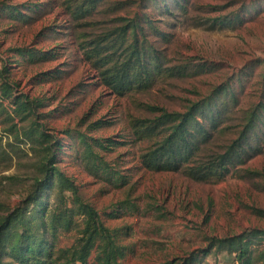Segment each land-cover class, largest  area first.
<instances>
[{
    "label": "rangeland",
    "instance_id": "rangeland-1",
    "mask_svg": "<svg viewBox=\"0 0 264 264\" xmlns=\"http://www.w3.org/2000/svg\"><path fill=\"white\" fill-rule=\"evenodd\" d=\"M88 1L0 0V219L44 177L49 144L31 138L43 127L62 142L57 169L127 247L122 264H240L233 250L245 247L246 264H264V114L254 130L261 152L220 181L152 169L143 159L150 139L133 126L156 115L148 105L185 112L214 96L233 113L213 147L236 139L243 109L264 105V0ZM133 22L159 65L152 60L151 83L120 94L103 81L98 58L128 52ZM25 96L36 100L32 110H23ZM58 191H46L49 211ZM76 218L58 230L56 248L76 243Z\"/></svg>",
    "mask_w": 264,
    "mask_h": 264
},
{
    "label": "trees",
    "instance_id": "trees-1",
    "mask_svg": "<svg viewBox=\"0 0 264 264\" xmlns=\"http://www.w3.org/2000/svg\"><path fill=\"white\" fill-rule=\"evenodd\" d=\"M95 2L90 0L83 5L94 8ZM127 26L133 33V39L127 44L128 52L121 56L122 59L114 57L113 52L104 54L98 58L103 62L97 64L103 81L120 94L151 83L154 69L159 65L140 48L136 24L133 22ZM108 48L103 47L104 50ZM152 60L158 65L155 66ZM24 98L23 110H32L36 100L32 101L28 96ZM147 108L156 115L135 118L133 126L138 138L150 139L143 159L152 169L181 170L195 179L220 181L232 168L242 166L262 150L261 139H257L260 135L254 130L262 119L264 105L243 109L247 117L239 136L218 149L213 147L215 133L220 131L224 118L233 113L231 107L221 103L219 98L213 96L210 100L193 103L185 112H170L155 105ZM31 138L43 146L49 144L45 146L46 154L40 165L44 177L37 179L29 197L1 217L0 264H122L120 260L127 247L120 244L117 232L107 227L97 209L80 197L75 181L56 167L61 140L43 127H33ZM55 186L59 187V202L49 211L46 191ZM66 191L72 194L67 197L68 201L64 199ZM78 215L83 223L76 243L70 248H56L58 230H69ZM246 248L233 250L239 252L240 264L249 262L247 259L251 253ZM94 249L97 250L96 260L91 263L89 259ZM9 256L12 259L6 260Z\"/></svg>",
    "mask_w": 264,
    "mask_h": 264
}]
</instances>
